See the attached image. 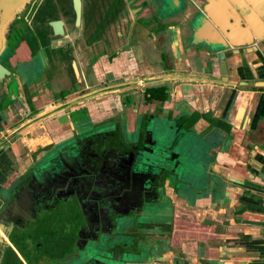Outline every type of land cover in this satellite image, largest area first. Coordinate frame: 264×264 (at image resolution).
<instances>
[{"label": "crops", "instance_id": "crops-1", "mask_svg": "<svg viewBox=\"0 0 264 264\" xmlns=\"http://www.w3.org/2000/svg\"><path fill=\"white\" fill-rule=\"evenodd\" d=\"M124 1L131 18L146 0ZM170 4L163 10L146 6L125 27L110 24L98 41L90 33L87 46L77 43L80 30H66L37 60L30 51L9 60L17 73L11 69L13 75L0 84V100L8 99L0 109V188L21 158L104 126L132 130L138 114L157 105L187 118L190 131L200 136L199 148L216 147L212 193L204 191L190 203L169 189L168 216L174 219L153 225V243L163 248L158 261L263 264L264 87L239 84L264 81V47L227 55L224 82L216 56L189 46L183 17L172 15ZM139 80L148 88L163 87L166 99L148 101ZM197 170L193 165L190 173Z\"/></svg>", "mask_w": 264, "mask_h": 264}, {"label": "flooded vegetation", "instance_id": "flooded-vegetation-1", "mask_svg": "<svg viewBox=\"0 0 264 264\" xmlns=\"http://www.w3.org/2000/svg\"><path fill=\"white\" fill-rule=\"evenodd\" d=\"M12 1L18 11L8 24L2 62L10 74L0 84L13 75L10 59L22 51L33 58V52L49 49L61 38L53 36L50 22L60 20L63 31L80 30L86 46L89 38L100 40L124 3L77 0L75 8L74 0ZM7 101L0 100V109ZM156 106L142 110L132 130L122 124L111 130L104 126L76 134L44 156L15 162L13 175L0 188V264L140 260V247L147 250L155 241L153 225L166 221L161 208L171 207L170 174L182 167L190 172L202 142L184 115Z\"/></svg>", "mask_w": 264, "mask_h": 264}, {"label": "water", "instance_id": "water-1", "mask_svg": "<svg viewBox=\"0 0 264 264\" xmlns=\"http://www.w3.org/2000/svg\"><path fill=\"white\" fill-rule=\"evenodd\" d=\"M150 1L152 0L143 1L140 8H134L136 9V12H133L135 13V17L131 18L129 13L125 12L126 1H124L114 24L116 26L124 25L125 27V24H129L130 19H132L131 23L139 20L138 15L146 6L150 8L151 6L157 5L163 10L166 4L169 5L171 3L170 5H172L175 11L172 15L176 17L179 15V19L183 17L182 26L189 34V46L194 47L197 45L203 48L209 55L216 56L220 63V75L223 77L224 82H227V69L225 64L227 55H250L264 47V25H262L261 22L259 23V21L256 22L257 18L255 17V15H258V18L262 17L260 20L262 19L261 21L264 23V0H154L153 3H150ZM74 3L76 8L78 6L77 0H74ZM17 5L18 4L13 1L11 3L10 0H0V81L10 74V72L3 67L2 62L7 49L6 35L8 32V24L18 11L16 10ZM188 9L190 10V14L188 17H185V12ZM75 13V22L79 25L81 17L80 8L75 9ZM126 20L128 21L127 23H125ZM49 27L54 37H63L65 35L60 20L50 22ZM174 30L177 35L180 36L182 34L180 27H178V29L174 28ZM33 54L36 56L34 55L32 60H34V58L37 60L39 53L33 52ZM71 65L73 66L75 75H77L75 63L71 62ZM11 69L14 74L17 73L16 67H11ZM239 85L262 88L264 87V81H255L252 83L243 81ZM190 133L187 132L189 137H191ZM215 148L216 147L213 145L207 146L204 144L203 148H199L197 152H194V158L198 161L195 168L199 169L195 173L192 174L189 171L185 172L182 167L177 171L174 170V172L170 174L168 180L169 188L177 199L192 203L196 201L198 196H203L204 191L213 192L211 188L212 183L209 178L211 177L210 169L212 172L215 161L213 156L214 150L212 149ZM48 152H46V154ZM251 152L254 153V150ZM43 154L44 152L41 155ZM168 199V202L172 203V199ZM162 208L161 212L167 214V216L165 215L162 219L165 218L167 222L170 221L172 223L174 218L168 215L171 213L173 215V207H171V209L169 208L167 211V207ZM159 216L161 218L162 215ZM146 249L147 250L140 247V260L134 264H162L158 261L160 252L163 249L161 243H152ZM147 255H150V258L155 260L154 263H148Z\"/></svg>", "mask_w": 264, "mask_h": 264}, {"label": "trees", "instance_id": "trees-1", "mask_svg": "<svg viewBox=\"0 0 264 264\" xmlns=\"http://www.w3.org/2000/svg\"><path fill=\"white\" fill-rule=\"evenodd\" d=\"M146 93L149 95L148 101L152 100H164L166 99V93L163 87L148 88Z\"/></svg>", "mask_w": 264, "mask_h": 264}, {"label": "built area", "instance_id": "built-area-1", "mask_svg": "<svg viewBox=\"0 0 264 264\" xmlns=\"http://www.w3.org/2000/svg\"><path fill=\"white\" fill-rule=\"evenodd\" d=\"M137 86L138 89H141L143 91H145L146 89H148V87L146 86V82L143 80H139L137 82ZM262 223H263V242H264V197H263V201H262ZM263 264H264V255H263Z\"/></svg>", "mask_w": 264, "mask_h": 264}, {"label": "rangeland", "instance_id": "rangeland-1", "mask_svg": "<svg viewBox=\"0 0 264 264\" xmlns=\"http://www.w3.org/2000/svg\"><path fill=\"white\" fill-rule=\"evenodd\" d=\"M78 42L81 43V44H86V43H85V38H83L82 40H81V38L78 39L77 43H78ZM74 45H75V44H74ZM87 45H88V44H87ZM87 45H86V46H87ZM84 46H85V45H84ZM80 134H82V133H80ZM83 134H84V133H83ZM169 203H170V202H169ZM169 208L171 209V207H167V208H166V211H167Z\"/></svg>", "mask_w": 264, "mask_h": 264}]
</instances>
